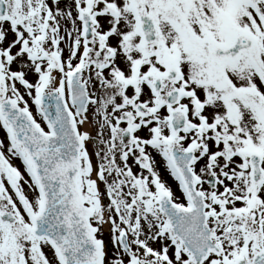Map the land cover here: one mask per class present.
Listing matches in <instances>:
<instances>
[{
    "label": "snow or ice",
    "instance_id": "snow-or-ice-1",
    "mask_svg": "<svg viewBox=\"0 0 264 264\" xmlns=\"http://www.w3.org/2000/svg\"><path fill=\"white\" fill-rule=\"evenodd\" d=\"M0 264H264V0H0Z\"/></svg>",
    "mask_w": 264,
    "mask_h": 264
}]
</instances>
